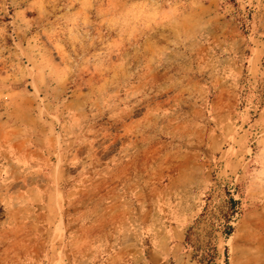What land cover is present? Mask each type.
<instances>
[{
  "label": "rangeland",
  "instance_id": "rangeland-1",
  "mask_svg": "<svg viewBox=\"0 0 264 264\" xmlns=\"http://www.w3.org/2000/svg\"><path fill=\"white\" fill-rule=\"evenodd\" d=\"M0 264H264V0H0Z\"/></svg>",
  "mask_w": 264,
  "mask_h": 264
}]
</instances>
